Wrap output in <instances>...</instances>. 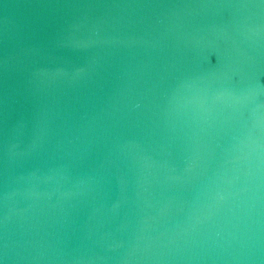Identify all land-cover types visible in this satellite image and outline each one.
<instances>
[{"label": "water", "instance_id": "1", "mask_svg": "<svg viewBox=\"0 0 264 264\" xmlns=\"http://www.w3.org/2000/svg\"><path fill=\"white\" fill-rule=\"evenodd\" d=\"M0 264H264V0H0Z\"/></svg>", "mask_w": 264, "mask_h": 264}]
</instances>
